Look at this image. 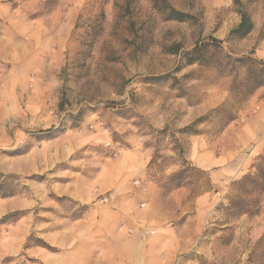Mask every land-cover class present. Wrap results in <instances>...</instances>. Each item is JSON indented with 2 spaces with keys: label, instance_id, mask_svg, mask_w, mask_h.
<instances>
[{
  "label": "rangeland",
  "instance_id": "obj_1",
  "mask_svg": "<svg viewBox=\"0 0 264 264\" xmlns=\"http://www.w3.org/2000/svg\"><path fill=\"white\" fill-rule=\"evenodd\" d=\"M242 8L253 28L237 38L233 0H0V220L13 214L0 221V264H55L50 238L108 202H81L75 187L96 190L131 150L148 160L132 178L154 202L143 228L172 230L152 264H264V192L239 185L264 149L220 180L193 160L264 98V85L235 89L246 71L232 59L264 60V0ZM209 37L221 50L186 64Z\"/></svg>",
  "mask_w": 264,
  "mask_h": 264
},
{
  "label": "crops",
  "instance_id": "obj_2",
  "mask_svg": "<svg viewBox=\"0 0 264 264\" xmlns=\"http://www.w3.org/2000/svg\"><path fill=\"white\" fill-rule=\"evenodd\" d=\"M223 133L216 141L202 140L194 148L196 165L208 170L210 177L217 180L224 172L243 165L248 156L251 158L263 151L264 98L251 101L239 119L229 124ZM147 161L144 152L127 151L111 160L105 169L104 181L96 190L90 188L91 185L75 187L74 197L81 202L89 201L99 192L107 194L108 202L94 209L86 208L73 222L71 237L50 238L51 245L63 249L55 254V264H69V258L71 264H152L155 261L158 250L155 245L170 236L172 230L161 228L155 233L148 227L143 228L152 210L149 206L154 202L134 185L132 178L138 176ZM141 198H147L146 208L139 207ZM145 230L152 233L148 236L151 237L149 244L143 237ZM50 259L46 258L47 264H52Z\"/></svg>",
  "mask_w": 264,
  "mask_h": 264
},
{
  "label": "trees",
  "instance_id": "obj_3",
  "mask_svg": "<svg viewBox=\"0 0 264 264\" xmlns=\"http://www.w3.org/2000/svg\"><path fill=\"white\" fill-rule=\"evenodd\" d=\"M234 4L238 7L240 15L239 23L230 31L232 37L242 38L247 35L253 28V23L248 13L242 8V0H233ZM171 17L175 19H183L184 15L176 10H171ZM221 50V41L209 37L207 42L196 44L191 50L183 53V58L186 64H206L207 56L211 52H219ZM232 62L241 63L245 65V76L240 79L235 85L237 94L245 98L250 95L256 88L264 85V60L256 59L250 56L233 58ZM235 117L229 116L228 120L231 121ZM189 126H187L188 128ZM52 128L44 130L49 132ZM255 171L248 173L239 180V185H250L251 190L264 192V154L257 157L256 162L252 166ZM11 215H5L0 221L4 222Z\"/></svg>",
  "mask_w": 264,
  "mask_h": 264
}]
</instances>
